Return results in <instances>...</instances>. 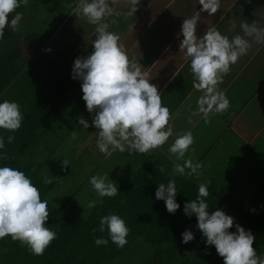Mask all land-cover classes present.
<instances>
[{
    "label": "crops",
    "instance_id": "crops-1",
    "mask_svg": "<svg viewBox=\"0 0 264 264\" xmlns=\"http://www.w3.org/2000/svg\"><path fill=\"white\" fill-rule=\"evenodd\" d=\"M110 6L113 14L105 17L108 30L119 34L130 61L157 85L171 114L173 136L146 153H101L96 147V129L81 99L80 82L70 76L74 58L92 51L95 25L72 13L74 0H29L17 9L23 14L19 29L5 28V37L0 39V83L11 78L0 100H16L24 113L23 122L30 114L37 118L33 123L36 134L31 137L37 141L24 167L36 173L50 191L58 185L64 189V184L77 191L92 189L88 179L97 173L109 174L115 183L125 174L136 176L144 165L168 174L174 159L168 146L176 134L191 130L194 143L185 157L200 162L202 174L183 176L196 186L207 181L210 195L237 200L230 203L240 205L264 181V44L253 42L247 54L230 66L218 85L230 107L221 114H210L205 124L199 113L191 114L201 92L192 86L194 77L179 49L183 37L178 33L184 18L197 15V35L213 26L230 39L242 35V21L255 20L264 26V0H221L220 9L212 15L198 11V0H139L136 12L127 16L126 0H110ZM79 115L89 121L88 129L76 122ZM74 130L76 138L72 139ZM12 134L0 129V136ZM15 136L27 141L22 134ZM14 146L21 148L22 144ZM63 159L69 165L62 166ZM45 176L52 178L51 184L42 182ZM62 202L68 203L69 197Z\"/></svg>",
    "mask_w": 264,
    "mask_h": 264
},
{
    "label": "clouds",
    "instance_id": "clouds-1",
    "mask_svg": "<svg viewBox=\"0 0 264 264\" xmlns=\"http://www.w3.org/2000/svg\"><path fill=\"white\" fill-rule=\"evenodd\" d=\"M114 2L111 0V3ZM126 2L128 9L124 14L135 13L139 0ZM220 2L198 0V11L212 15L220 9ZM28 3L29 0H0V39L5 37V28L11 32L19 29L23 14L17 9ZM72 13L83 16L89 24L95 25L92 51L86 56L74 58L70 76L80 82L81 99L91 116V125L96 129L97 149L105 155L113 151L146 153L164 145L173 136L170 111L162 103L157 85L150 82L147 73L142 72L135 62L130 61L120 43L119 34L108 30L109 23L105 17L113 14L110 0H74ZM198 20L197 15L182 20L178 35L182 34L183 38L179 40V49L183 50L189 62L194 77L193 88L201 92L191 114L199 113L204 123L208 124L210 114H221L229 109L230 101L218 85L230 66L247 54L253 42L264 44V26H258L255 20L251 23L242 21L239 24L242 35L237 33L230 39L215 26L197 35ZM23 119L24 113L16 100H0V129L15 133ZM76 122L83 129L89 127V121L83 115H79ZM75 138L74 130L72 139ZM13 139V135L6 138L0 136V150L4 149L5 142L11 143ZM193 143V133L185 130L176 134L168 146V152L174 157L170 173L172 177H198L202 174V164L185 157ZM6 160L7 154L0 151V161ZM61 165L69 163L63 159ZM113 181L109 174L100 173L88 179L98 198L117 195L118 187ZM42 182L49 185L52 178L45 176ZM177 191L175 179L172 178L166 183L157 184L154 191L155 199L163 200L165 210L170 214L180 208L176 201ZM208 194V182L199 183L196 199L184 202L182 208L186 216H195V228L199 230L205 246H214L223 264H264V254H258L253 247L255 236L252 231L235 223L234 217L220 208L209 211L204 199ZM47 203L41 198L32 178L23 170L7 163L0 164V239L9 236L27 246L33 255H42L57 235L55 229L47 227ZM97 203H103V200H90L88 207L92 208ZM230 228L235 230L229 231ZM105 230L107 239L95 237L96 245H106L111 240L117 248H121L127 243L129 228L121 215L109 212L99 217L98 228L93 231ZM180 235L181 243H188L194 238L193 232L187 228Z\"/></svg>",
    "mask_w": 264,
    "mask_h": 264
},
{
    "label": "trees",
    "instance_id": "trees-1",
    "mask_svg": "<svg viewBox=\"0 0 264 264\" xmlns=\"http://www.w3.org/2000/svg\"><path fill=\"white\" fill-rule=\"evenodd\" d=\"M11 79V78H10ZM0 83V93L10 82ZM37 118L28 115L17 133H13L11 143L5 142L3 150L12 167L23 170L32 178L40 191L41 198L46 200L49 218L47 227L56 231V238L45 248L42 255H33L27 246L9 236L0 239V264H121L127 253L138 244L149 251L144 264H223L222 257L215 252L214 246H205L198 229L195 228V216L188 217L182 212L183 203L196 199L197 188L184 176L172 177L163 174L153 166L139 167V173L130 177L125 174L116 181L118 192L115 197H103V203H97L89 214H84L81 203L69 197V202L57 206L49 199L51 193L47 186H42L36 173L28 171L24 162L37 141L33 123ZM18 134L27 137V141L17 138ZM17 138V139H16ZM20 142L21 148L14 146ZM5 161H0L3 164ZM175 179L176 201L180 208L175 213L165 210L163 200L154 197L159 183ZM93 196V195H91ZM240 205H229L219 196L208 194L204 199L209 211L222 209L234 217V222L245 229H250L255 236L253 247L258 254H264V181L250 195H245ZM254 209V211H250ZM115 212L121 215L129 228L127 243L117 248L109 240L108 244L96 245L95 237L107 239V230L93 231L98 228L99 217ZM193 232V240L181 243V235L185 229ZM230 228L229 231H234Z\"/></svg>",
    "mask_w": 264,
    "mask_h": 264
},
{
    "label": "rangeland",
    "instance_id": "rangeland-1",
    "mask_svg": "<svg viewBox=\"0 0 264 264\" xmlns=\"http://www.w3.org/2000/svg\"><path fill=\"white\" fill-rule=\"evenodd\" d=\"M113 180L115 181V178ZM71 183L76 184L74 181H71ZM76 189H77L76 187L72 188V186H67L66 184H64V189L60 187V185L55 186V188L52 189L53 191L51 190L52 193L51 196H49V199L52 200L55 205L60 206L64 203L62 201L66 200L68 197L74 198L76 202L80 201L82 202V205H84L82 212L84 214H89L92 211L93 207L89 208L88 202L90 200L100 199V198H98L95 192L90 188H85V189L80 188L78 191ZM91 191L93 192V196L90 195L92 193ZM71 194H76V196H68ZM224 201H226L229 205L231 204L230 201L233 203L237 202V200H224ZM148 253L149 251L146 247L138 244L127 253V255L122 260L121 264H144L145 258L148 256Z\"/></svg>",
    "mask_w": 264,
    "mask_h": 264
}]
</instances>
